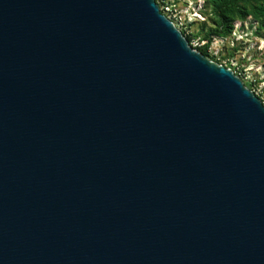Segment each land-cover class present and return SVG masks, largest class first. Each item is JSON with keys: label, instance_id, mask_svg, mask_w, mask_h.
Segmentation results:
<instances>
[{"label": "water", "instance_id": "95a60500", "mask_svg": "<svg viewBox=\"0 0 264 264\" xmlns=\"http://www.w3.org/2000/svg\"><path fill=\"white\" fill-rule=\"evenodd\" d=\"M0 264H264V105L156 0H0Z\"/></svg>", "mask_w": 264, "mask_h": 264}, {"label": "rangeland", "instance_id": "374dc122", "mask_svg": "<svg viewBox=\"0 0 264 264\" xmlns=\"http://www.w3.org/2000/svg\"><path fill=\"white\" fill-rule=\"evenodd\" d=\"M156 2L192 48L207 43L209 31L215 28L208 0ZM208 53L212 62L230 69L264 105V21L251 17L235 21L229 35L213 38Z\"/></svg>", "mask_w": 264, "mask_h": 264}, {"label": "trees", "instance_id": "16d2710c", "mask_svg": "<svg viewBox=\"0 0 264 264\" xmlns=\"http://www.w3.org/2000/svg\"><path fill=\"white\" fill-rule=\"evenodd\" d=\"M208 4L215 28L209 31L207 43L194 49L209 60H212L208 49L213 38L229 35L235 21H244L248 17L259 22L264 21V0H208ZM160 12L163 14L161 8ZM185 38L190 45L189 38Z\"/></svg>", "mask_w": 264, "mask_h": 264}]
</instances>
